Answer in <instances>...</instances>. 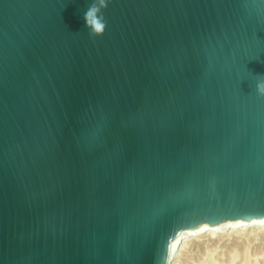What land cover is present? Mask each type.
<instances>
[{
    "label": "water",
    "instance_id": "water-1",
    "mask_svg": "<svg viewBox=\"0 0 264 264\" xmlns=\"http://www.w3.org/2000/svg\"><path fill=\"white\" fill-rule=\"evenodd\" d=\"M0 0V264H169L264 217V0Z\"/></svg>",
    "mask_w": 264,
    "mask_h": 264
},
{
    "label": "bare ground",
    "instance_id": "bare-ground-1",
    "mask_svg": "<svg viewBox=\"0 0 264 264\" xmlns=\"http://www.w3.org/2000/svg\"><path fill=\"white\" fill-rule=\"evenodd\" d=\"M252 226H253V229L251 228L252 229L251 232H247V233H249V236H252L253 238H257V236L263 235L264 234V217H260V218L253 219V220L252 219L245 220L243 223H240V222H234L231 224L229 222L220 223L217 227H215L214 225H208L206 227V229H204L202 231L189 230V229L184 230V231H182V233L180 235H178L171 242V247H170L171 259H170L169 264H186V262H184L183 261L184 259H182V258H179V260L177 262H172V256L179 249L182 251L181 255L186 254V255H190L191 258L199 259L201 256L204 255L206 250L211 249L213 246H215L214 249H216L217 247L221 246L224 242H226L230 238L233 239L234 241H236V243L239 241H242V240L238 239V236H241V234H243V231L245 229H250V227H252ZM254 226H257V228H254ZM226 228H227V230L231 231L229 233V236H227V237H225L224 234L220 233L221 231H224V229H226ZM247 233H246V235H247ZM192 245L198 247L197 251L194 253L191 252L188 254V251L191 249ZM214 249L212 248V250H214ZM193 250H194V248H193ZM193 250H191V251H193ZM189 257L187 256V257H185V259H188ZM263 260H264V258H263ZM246 262L250 263L249 261H246ZM246 262H244V263H246Z\"/></svg>",
    "mask_w": 264,
    "mask_h": 264
},
{
    "label": "rangeland",
    "instance_id": "rangeland-1",
    "mask_svg": "<svg viewBox=\"0 0 264 264\" xmlns=\"http://www.w3.org/2000/svg\"><path fill=\"white\" fill-rule=\"evenodd\" d=\"M227 228L224 229V231L220 232L224 234L225 237L229 236V233L231 232L230 230H227ZM251 228L253 229V226L250 227V229H245L243 231V234H241V236H238V239L242 241H239L236 243V241L230 238L226 242H224L221 246L217 247L216 249H214L215 246H213L212 248L214 250H212V248L209 250H206L204 255L201 256L199 259L191 258L190 255H186V254L181 255L182 251L179 249L172 256V262H177L179 258H182L184 259L183 261L186 262V264H264V260H263L264 258V255H263L264 254V234L257 236V238H253L252 236H249V233H247V232H251L252 230ZM254 228H257V226H254ZM197 248L198 247L192 245L191 249L188 251V254L191 252L193 253L196 252ZM187 256L188 257L190 256L188 258L189 260L185 259V257ZM246 261H249L250 263Z\"/></svg>",
    "mask_w": 264,
    "mask_h": 264
},
{
    "label": "clouds",
    "instance_id": "clouds-1",
    "mask_svg": "<svg viewBox=\"0 0 264 264\" xmlns=\"http://www.w3.org/2000/svg\"><path fill=\"white\" fill-rule=\"evenodd\" d=\"M111 0H92L85 13L84 21L90 37H100L107 29V21L103 10L108 7ZM255 93L258 97L264 98V76L258 77L255 84Z\"/></svg>",
    "mask_w": 264,
    "mask_h": 264
}]
</instances>
